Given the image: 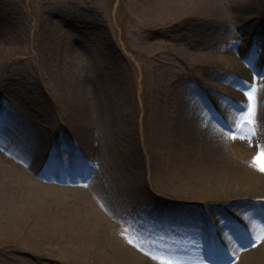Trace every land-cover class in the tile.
Listing matches in <instances>:
<instances>
[{"label":"rangeland","instance_id":"obj_1","mask_svg":"<svg viewBox=\"0 0 264 264\" xmlns=\"http://www.w3.org/2000/svg\"><path fill=\"white\" fill-rule=\"evenodd\" d=\"M211 4L210 13L163 15L153 21L146 0H0V46L15 48L22 56L0 63L3 175L4 169L12 168L6 161L32 174L27 163L40 155V185L54 186L67 199H102V205L119 216L113 232L122 245H135L158 264H223L214 252L203 256L208 247L197 232L213 228L229 249L237 244L240 231L228 223L233 214L211 212L210 220L194 195L182 196L166 186L177 166L171 163L180 154L179 143L187 136L192 138L194 162H201L209 150L242 160L232 143L238 134L245 138L244 133L249 135L247 150L264 154V116L259 120L251 113V120H246L249 113L244 114L241 105L234 108V117L230 118L233 110L227 115L229 120L224 114V106L233 104L238 91L264 96V70L257 79L248 76L244 82L237 68L224 65L222 59L234 51L239 58L235 64L251 68L253 61L264 63V0ZM250 13L253 16L244 21ZM181 51L212 52L220 65L188 63L180 58ZM197 76L227 85L228 91L214 88L224 106L213 100V88L195 81ZM231 81H240L241 87L230 86ZM157 121L160 136L154 127ZM41 134L48 144L39 142ZM206 136L220 138L223 146L216 147ZM46 168L61 173L60 179L56 173L51 178ZM249 200L248 206L254 207ZM3 210L0 207V213ZM29 211L26 226L35 216ZM240 217L249 228L252 215ZM226 224L231 234L220 230ZM47 230L53 237L47 244L50 251L42 248L37 253L0 228V264H70L59 249L81 240L59 235L60 229L56 234ZM157 231L160 236L174 233L176 240H160ZM249 245L248 239L242 241L240 253ZM7 256L20 262H4Z\"/></svg>","mask_w":264,"mask_h":264},{"label":"bare ground","instance_id":"obj_2","mask_svg":"<svg viewBox=\"0 0 264 264\" xmlns=\"http://www.w3.org/2000/svg\"><path fill=\"white\" fill-rule=\"evenodd\" d=\"M146 2V8L152 14L153 21L158 20L157 17H162L163 15L171 17L187 16L197 13H210L212 10L211 0H146ZM252 16L253 14L250 13L243 20L246 21ZM15 51H17L15 48L10 49L0 46V63L10 62L8 60L15 61L18 57L21 58V54L19 56L18 52L16 54ZM196 53L200 54L194 56ZM181 54L180 58L188 63L193 62L196 65L219 64L218 58L212 52L192 53L191 51H181ZM222 59L224 60V65L237 68L238 74H240L241 80L244 79V82L248 76L254 80V77L260 73L259 64L254 61L250 63V65H253L251 68L245 67L241 62L235 64L239 58L234 51H230ZM195 81L205 87L213 88V100L215 98L218 105L224 106L219 94L214 92V88H220L221 90L219 91H228L227 85L224 84L225 86L223 87L217 86L201 76H197ZM230 84L234 88L241 87L240 81H231ZM238 92V98L235 97L236 100H233V104L224 106L225 119H228L227 115L233 112L237 105H241L244 109V114L249 113V110L252 109V114H255L257 119L262 120L264 116L263 94H252L249 97L246 90ZM221 96L230 99L224 94H221ZM89 114L92 116V113ZM235 115L236 112L234 111L231 113L230 118ZM156 116L158 118V114ZM101 119L103 120V116ZM160 122L157 121L154 125L159 131V136L160 132H162ZM244 135L246 136L245 138H241L239 134L236 135L232 143L243 154V159L239 161L228 159L226 156L221 157L222 154L220 155L218 150H214L213 154H211L213 150H209L210 154L208 153L201 162H194L192 160L194 152L192 138L188 136L183 138L184 142L181 140L179 143L180 154L171 163L177 166L169 175L172 178L166 181L168 188L171 190L178 189L177 192H180L182 196L194 195L197 203L201 204L203 206L202 209L207 211L205 212L207 216L210 215V220L212 217L211 212L214 214L220 208L227 209L231 214L241 212L242 214L252 215L249 230L247 229L249 235H247L245 230H242V238V234L239 231L235 235L238 239L240 238L236 245H231L232 247L230 246L229 249L222 251L226 253L218 255L215 253L218 260L222 261L223 264H264V217L262 218L263 214L257 209L248 206L249 204L247 203L248 199L257 201L256 203L264 209V203L258 202L259 198L264 199V170L261 168V164L264 163V154L259 155V153L256 154L247 150L249 135L246 133ZM206 137L209 140H213L216 147L223 146L220 138L218 139L215 136V139L213 136L210 138ZM209 140H206L208 148H210ZM44 141L48 144L47 137L44 134L39 135V142L43 144ZM153 154L155 163L158 162L160 164V156H156L154 152ZM67 158L70 161L74 160L72 155ZM42 159L40 155L30 158L27 168L29 169L28 171L33 172L32 174L27 173L21 165L18 166V163L8 161L6 162L10 163L12 168L4 169V175L2 170L0 171V200L4 201V205H1L3 202L0 203V207L4 209L0 213L1 231L12 237L25 240L26 244L34 247L37 253L42 248L50 251V247H47V244L53 240V237L47 229L52 230L54 234L57 233L56 229H60L59 235L79 238L81 241L75 245L59 249L63 250L64 255L69 257L70 264H158L155 260L146 256L143 250L139 251L135 245H122L123 242H119L113 232L114 226L118 228L119 216L110 211L106 204L102 205V199L91 195H86L83 202L79 199H67L58 194L57 189L51 188L54 186L40 185L41 181L36 176L43 169L41 165L43 163ZM227 159L229 162H227ZM46 169L51 178V175L56 173L57 178L60 179L61 173L49 168ZM161 170H165L164 167ZM63 175V178H67L69 174L63 173ZM176 178L177 180L175 181ZM64 189L67 191L73 188L65 187ZM253 205L255 204L253 203ZM29 210L35 216L33 217V223L26 226L24 221L26 220L25 216L30 213ZM256 211L259 213L256 214ZM223 232L225 231L223 230ZM155 235L159 237L158 231ZM164 235L168 236L167 242L170 239L169 237L175 238L174 233L168 232ZM206 235V231L197 232V237L199 238L203 237L206 239ZM247 239L250 241V245L240 253V244ZM209 255L208 253H203L205 257ZM226 255L230 258L228 262H224V260H227ZM12 259L13 257L7 256L4 262H20L19 259ZM22 259L26 260L27 258L22 257ZM196 261L193 264H203L199 260ZM33 264L43 263L37 260Z\"/></svg>","mask_w":264,"mask_h":264},{"label":"snow or ice","instance_id":"obj_3","mask_svg":"<svg viewBox=\"0 0 264 264\" xmlns=\"http://www.w3.org/2000/svg\"><path fill=\"white\" fill-rule=\"evenodd\" d=\"M248 95H249V97H251L252 96V93L249 92ZM251 113H252V109L249 110V115L245 117L246 120H251ZM261 168H262V170H264V163L261 164ZM161 259H163V257H161ZM169 264H178V262H176V261H169Z\"/></svg>","mask_w":264,"mask_h":264}]
</instances>
